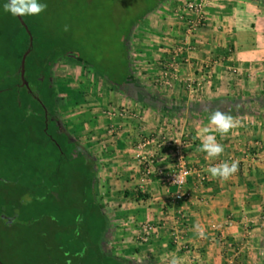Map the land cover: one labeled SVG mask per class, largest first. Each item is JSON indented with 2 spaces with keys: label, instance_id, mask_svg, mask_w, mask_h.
<instances>
[{
  "label": "crops",
  "instance_id": "crops-1",
  "mask_svg": "<svg viewBox=\"0 0 264 264\" xmlns=\"http://www.w3.org/2000/svg\"><path fill=\"white\" fill-rule=\"evenodd\" d=\"M186 1H157L136 22L128 36L133 67L131 77H123L125 88L70 79L63 86L54 77L71 73L51 70L60 123L97 161L96 190L116 256L134 264H171L173 257L180 264H264V104L257 101L264 94V0H194L203 6V22L185 40L189 51L179 53ZM170 62L177 71L167 85L161 81ZM196 80H202L199 91L188 92L186 83ZM217 98L238 99L247 111L223 136L192 112ZM204 129L223 145L221 156L209 159L201 150ZM145 139L171 140L177 153L152 143L137 147ZM253 153L259 156L254 161ZM149 154L156 168L188 167L185 184L168 186L157 175L141 181L136 155ZM233 161L238 170L227 181L208 172ZM177 191L188 199H173ZM146 222L156 228L140 242Z\"/></svg>",
  "mask_w": 264,
  "mask_h": 264
},
{
  "label": "trees",
  "instance_id": "trees-1",
  "mask_svg": "<svg viewBox=\"0 0 264 264\" xmlns=\"http://www.w3.org/2000/svg\"><path fill=\"white\" fill-rule=\"evenodd\" d=\"M152 1V7L120 36L123 47L136 22L161 0ZM5 2L0 0V221L8 225L32 213H51L52 236L58 241L57 253L47 264H134L108 249L111 227L96 192L97 161L65 133L57 115L51 70L58 58L72 51L53 33L39 37L40 27L33 24L38 15L20 16L31 35L23 62L28 90L21 86L19 59L27 48V35L15 16L3 10ZM59 43L63 47L58 48ZM72 54L82 65L88 64ZM120 63L124 71L119 74L102 72L105 82L117 89L132 73L128 58ZM257 101L263 105L264 94ZM241 103L217 98L196 104L192 112L205 122L216 108L237 117L247 113ZM23 195L28 199L23 201Z\"/></svg>",
  "mask_w": 264,
  "mask_h": 264
},
{
  "label": "rangeland",
  "instance_id": "rangeland-1",
  "mask_svg": "<svg viewBox=\"0 0 264 264\" xmlns=\"http://www.w3.org/2000/svg\"><path fill=\"white\" fill-rule=\"evenodd\" d=\"M41 2L47 5L46 9L38 15V19L33 17V24L40 27L39 37L47 38L53 33L60 40H64L61 41V45H66L72 53H77L88 63L82 65L79 61L81 58L78 59L72 53L58 58L52 70L56 71L58 69L56 67H61L71 73V78L56 75L54 78L60 82L58 84L65 86L70 79L76 83L89 81L91 84L98 82L106 85L102 72L111 74L123 72L119 63L125 58L130 60L129 68L133 67L129 39L127 38L128 43L125 45L127 47L124 48L120 36L129 31L131 22L135 23L138 16L152 7V0H41ZM65 26L67 31L64 30ZM32 32L36 33V30ZM130 33L132 30L129 35ZM61 45L59 43L58 48L63 47ZM11 64L12 60L7 64L8 67H11ZM3 69L2 67L1 70ZM61 72L58 71L59 74ZM58 102L61 103L59 100ZM56 110L59 120L63 121V112L58 108ZM27 199V196L23 195L22 200ZM24 217L28 219L16 218L8 225L0 221V264H47L51 256L55 257L58 239L53 238L54 228L49 222L50 219H54L53 215L36 212Z\"/></svg>",
  "mask_w": 264,
  "mask_h": 264
},
{
  "label": "built area",
  "instance_id": "built-area-1",
  "mask_svg": "<svg viewBox=\"0 0 264 264\" xmlns=\"http://www.w3.org/2000/svg\"><path fill=\"white\" fill-rule=\"evenodd\" d=\"M183 7L185 11L188 13V18L185 20V31L184 35L182 37V47H179L177 49V52H183L185 50H188V46H185V40L188 38L189 35H191L197 26L201 25L203 22V6L200 2L190 0L183 3ZM176 67L175 65L170 62L168 64V70L167 73L165 72L162 76V83L167 84L169 83L168 79L170 75L176 74ZM234 71V70H232ZM202 78L208 77V70L202 74ZM202 80H196V81H188L186 83V87L188 89V92L190 93H197L201 87ZM119 115H123V112L120 111L118 113ZM107 133L112 135L114 133V130L112 127L107 128ZM152 143L154 146H161L166 148L171 153H177V149L174 148V150H171L173 145L172 141L168 139H162L160 141L156 140H149L145 139L142 140L137 147H142L144 145H149ZM256 156V155H255ZM254 153L250 155L251 159L254 161ZM140 160H142V176L141 181L147 180L150 178V176L157 175L159 176L161 183L168 185V186H174L178 189H180L184 184L189 176L190 169L186 167L184 164L177 163L174 165V167L170 168L169 170H163L162 168H156L154 165V159L152 158L153 155L149 154L147 156L141 157L136 155ZM258 154L255 158H258ZM204 180L203 176L199 177V181L202 182ZM173 199L175 200H186L188 199V193L177 191L173 195ZM156 226H154L151 223H142L140 226V234L138 236V240L140 242H147L150 240L151 236L153 235L155 231Z\"/></svg>",
  "mask_w": 264,
  "mask_h": 264
},
{
  "label": "clouds",
  "instance_id": "clouds-1",
  "mask_svg": "<svg viewBox=\"0 0 264 264\" xmlns=\"http://www.w3.org/2000/svg\"><path fill=\"white\" fill-rule=\"evenodd\" d=\"M47 5L41 0H6L3 4V10L13 16L39 15L46 9ZM67 31V26H65ZM30 114V113H29ZM210 125L213 126L220 135H227L233 129L239 126V121L236 120L230 113L216 108L211 111L209 118ZM201 150L207 154L209 159L217 158L223 154L224 147L216 141L214 135L207 134V129L202 131ZM238 170V163L233 161L221 162L218 165L208 168V172L213 178H218L222 181H227ZM200 235H203V230H200ZM171 264H180L175 257L171 260Z\"/></svg>",
  "mask_w": 264,
  "mask_h": 264
},
{
  "label": "water",
  "instance_id": "water-1",
  "mask_svg": "<svg viewBox=\"0 0 264 264\" xmlns=\"http://www.w3.org/2000/svg\"><path fill=\"white\" fill-rule=\"evenodd\" d=\"M16 20L18 21L19 25L22 26V28L24 29L26 35H27V48L24 50V52L21 54L20 59H19V80H20V85L24 86L26 89L27 87V83L23 78V62H24V58L27 55L29 48L31 46V35L26 27V25L23 23V21L21 20L20 16H15ZM28 90V89H27Z\"/></svg>",
  "mask_w": 264,
  "mask_h": 264
}]
</instances>
